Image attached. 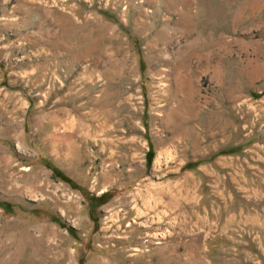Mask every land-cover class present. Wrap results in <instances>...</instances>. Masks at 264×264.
<instances>
[{"label":"rangeland","instance_id":"rangeland-1","mask_svg":"<svg viewBox=\"0 0 264 264\" xmlns=\"http://www.w3.org/2000/svg\"><path fill=\"white\" fill-rule=\"evenodd\" d=\"M0 264H264V0H0Z\"/></svg>","mask_w":264,"mask_h":264}]
</instances>
